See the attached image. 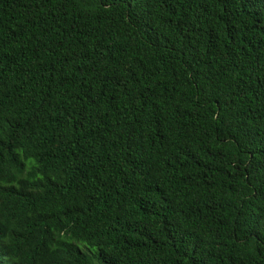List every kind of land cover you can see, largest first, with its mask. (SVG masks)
I'll list each match as a JSON object with an SVG mask.
<instances>
[{"label":"trees","instance_id":"obj_1","mask_svg":"<svg viewBox=\"0 0 264 264\" xmlns=\"http://www.w3.org/2000/svg\"><path fill=\"white\" fill-rule=\"evenodd\" d=\"M0 264H264V0H0Z\"/></svg>","mask_w":264,"mask_h":264}]
</instances>
